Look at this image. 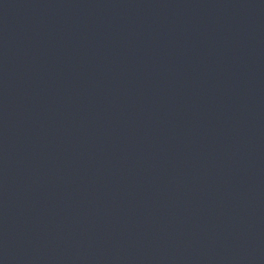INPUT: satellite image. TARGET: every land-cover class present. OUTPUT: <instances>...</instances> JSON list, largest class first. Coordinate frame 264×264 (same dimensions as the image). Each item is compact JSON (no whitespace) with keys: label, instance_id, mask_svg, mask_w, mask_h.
<instances>
[{"label":"water","instance_id":"1","mask_svg":"<svg viewBox=\"0 0 264 264\" xmlns=\"http://www.w3.org/2000/svg\"><path fill=\"white\" fill-rule=\"evenodd\" d=\"M0 264H264V0H0Z\"/></svg>","mask_w":264,"mask_h":264}]
</instances>
